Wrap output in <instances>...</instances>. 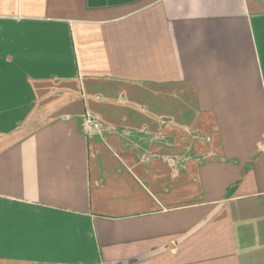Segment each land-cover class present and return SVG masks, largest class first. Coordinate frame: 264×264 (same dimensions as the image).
<instances>
[{
	"label": "crops",
	"instance_id": "crops-1",
	"mask_svg": "<svg viewBox=\"0 0 264 264\" xmlns=\"http://www.w3.org/2000/svg\"><path fill=\"white\" fill-rule=\"evenodd\" d=\"M0 264H264V0H0Z\"/></svg>",
	"mask_w": 264,
	"mask_h": 264
},
{
	"label": "built area",
	"instance_id": "built-area-1",
	"mask_svg": "<svg viewBox=\"0 0 264 264\" xmlns=\"http://www.w3.org/2000/svg\"><path fill=\"white\" fill-rule=\"evenodd\" d=\"M84 132L88 134L90 130L97 129V122L93 118L87 117L83 123Z\"/></svg>",
	"mask_w": 264,
	"mask_h": 264
}]
</instances>
